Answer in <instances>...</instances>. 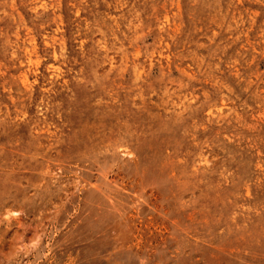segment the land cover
<instances>
[{"label": "rangeland", "instance_id": "1", "mask_svg": "<svg viewBox=\"0 0 264 264\" xmlns=\"http://www.w3.org/2000/svg\"><path fill=\"white\" fill-rule=\"evenodd\" d=\"M0 264H264V0H0Z\"/></svg>", "mask_w": 264, "mask_h": 264}]
</instances>
